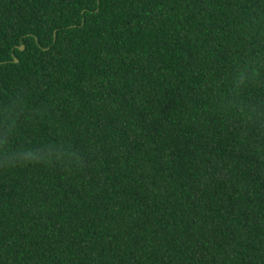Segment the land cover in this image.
I'll return each instance as SVG.
<instances>
[{
    "label": "trees",
    "instance_id": "1",
    "mask_svg": "<svg viewBox=\"0 0 264 264\" xmlns=\"http://www.w3.org/2000/svg\"><path fill=\"white\" fill-rule=\"evenodd\" d=\"M0 264H264V0H0Z\"/></svg>",
    "mask_w": 264,
    "mask_h": 264
},
{
    "label": "water",
    "instance_id": "2",
    "mask_svg": "<svg viewBox=\"0 0 264 264\" xmlns=\"http://www.w3.org/2000/svg\"><path fill=\"white\" fill-rule=\"evenodd\" d=\"M20 48L23 49V48H24V45L22 44V45L20 46ZM16 60H18V59H16Z\"/></svg>",
    "mask_w": 264,
    "mask_h": 264
}]
</instances>
